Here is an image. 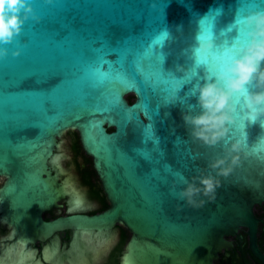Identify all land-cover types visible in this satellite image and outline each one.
<instances>
[{
  "label": "water",
  "instance_id": "1",
  "mask_svg": "<svg viewBox=\"0 0 264 264\" xmlns=\"http://www.w3.org/2000/svg\"><path fill=\"white\" fill-rule=\"evenodd\" d=\"M219 4L221 16L201 20ZM257 7L264 0H36V17L0 58V211L16 232L29 244L64 229L114 238L120 224L131 234L122 256L132 264H215L226 236L256 229L264 160L242 155L202 207L180 200L172 180L204 168L235 139L246 136L251 147L264 136L259 123L238 116L228 136L208 146L191 137L182 116L194 105L193 83L245 42L242 17ZM209 30L218 47L197 64L194 36ZM69 131L91 157L110 205L46 220L68 196L73 209L83 206L62 170L80 178L78 185L84 177L52 164ZM87 195L98 201L90 185ZM85 243L94 251L113 242ZM80 255L73 257L83 261Z\"/></svg>",
  "mask_w": 264,
  "mask_h": 264
},
{
  "label": "clouds",
  "instance_id": "2",
  "mask_svg": "<svg viewBox=\"0 0 264 264\" xmlns=\"http://www.w3.org/2000/svg\"><path fill=\"white\" fill-rule=\"evenodd\" d=\"M223 4L210 7L201 17L209 14L219 17ZM36 0H0V58L8 53L7 44L23 30L24 24L36 17ZM247 39L240 44L227 62L203 79L193 83V104L182 113L185 126L195 140L215 146L229 134L231 126L242 117L250 125L264 127V7H257L242 17ZM170 36V33L166 31ZM193 56L197 64L206 63L218 47L215 35L198 31L194 36ZM181 71H186L180 67ZM255 84L254 88L249 85ZM244 139L227 143L222 155L208 161L204 168L191 176L181 174L172 180V190L190 207H202L214 200L221 177L230 175L244 157L255 156L264 160V136L249 147ZM58 157H53L56 163ZM207 198V200L205 199ZM2 202V201H0ZM122 264H132L125 253Z\"/></svg>",
  "mask_w": 264,
  "mask_h": 264
},
{
  "label": "flooded vegetation",
  "instance_id": "3",
  "mask_svg": "<svg viewBox=\"0 0 264 264\" xmlns=\"http://www.w3.org/2000/svg\"><path fill=\"white\" fill-rule=\"evenodd\" d=\"M76 145V143L73 144V150H75L77 153L83 154L85 158V163L81 167V171L84 173L85 182L84 184L82 183V185H78L80 178L76 177V175L72 176L69 170L66 171L63 169V167L62 169L64 171L62 170V173L63 176H66V178H70L72 182V189L76 188L78 192H81L79 194L82 196L83 206L79 209H73L69 203L70 196H68L63 200L62 207L54 208L44 213V218L46 220H51L62 215L70 214L72 210H83L88 214H96L105 210L110 205L109 200L102 188L101 181L93 167L91 157H89L83 151L81 143V149L79 152L76 149ZM63 176L62 178L65 180V176ZM0 177L3 178V182L0 185L1 187L5 182V177ZM88 185L92 186L95 194L98 196H96L98 201L91 200L88 197ZM254 216L257 221L256 229L251 228L250 225L242 226L236 233L226 236L228 244L219 253V257L215 261V264H264V201L254 206ZM113 233L115 235L114 242H118V245L115 249L114 264H122L124 246L131 234L123 225L120 224L116 226ZM88 235H90V233H88ZM23 237L25 236H23L21 233H17L13 225L5 218V216L1 214L0 211V261H4V263L0 264H8V252L11 251V248L16 246L19 248L20 252L27 251L26 258L23 259L22 264H57L58 262H61L62 264H74L72 260L74 256L73 251H75L74 248H72V242H74L76 239L74 230H60L45 240L37 239L31 244H29L28 241ZM95 237L96 239L94 242L101 244L102 240H98V235H95ZM114 242L111 243V246L114 244ZM53 246H58L59 251L53 257L50 256L47 258L45 255L46 250ZM91 252H93V248H91ZM101 257L102 254L98 257L93 255V259L91 261L87 255H80V259H83V261L77 259L76 263L102 264L103 262H108L106 257L103 259Z\"/></svg>",
  "mask_w": 264,
  "mask_h": 264
},
{
  "label": "bare ground",
  "instance_id": "4",
  "mask_svg": "<svg viewBox=\"0 0 264 264\" xmlns=\"http://www.w3.org/2000/svg\"><path fill=\"white\" fill-rule=\"evenodd\" d=\"M64 154H66V152H64V151L62 152L61 151V152H59L55 156V157H58V159H57L56 163H53V161H52L53 167H56V168L61 167L60 160H61V158H62V156ZM76 237L77 238L75 239V246L78 247V248H80V250L78 248L75 249V251H73V255H75L77 252H80V253L83 252L92 261L93 255L95 257H98V256H100L102 254L103 251L104 252L106 251V248L105 247H103L102 249H98L97 248V250H94L93 252H91V250L89 248H86L85 240H89V241H92L93 242L96 239V237H95L94 234L88 235L87 233H84V234L78 233V235H76ZM97 238H98L99 241L100 240L109 241V238H110V242H114L113 241L114 240L113 236H109L107 234H100ZM104 248H105V250H104ZM10 250L11 251L8 252V255H9L8 260H7L8 261V264H22L23 259L26 258L27 251L26 252L25 251L24 252H20L19 251V248L17 246L11 248ZM58 251H59L58 246H53V247H50V248H48L46 250V254L45 255H46L47 258L50 257V256L53 257ZM19 255H20V258H19ZM72 260H73L74 264H77L76 263L77 262V258H74L73 257ZM0 263H4V261H0ZM57 264H62V263L61 262H58Z\"/></svg>",
  "mask_w": 264,
  "mask_h": 264
},
{
  "label": "rangeland",
  "instance_id": "5",
  "mask_svg": "<svg viewBox=\"0 0 264 264\" xmlns=\"http://www.w3.org/2000/svg\"><path fill=\"white\" fill-rule=\"evenodd\" d=\"M76 137L79 140V136L77 132L69 131L62 139V141H64V145L61 147L62 151L64 152L66 151L67 153L62 156L60 162H61V167H74L84 177V173L81 171V167L85 163L84 155L77 153L75 150H73L74 149L73 144L75 143ZM2 182H3V178L0 177V185L2 184ZM117 243L114 242V244L110 248H107L105 252L103 251L101 258L103 259L104 257H106V260H108V262H105V263L103 262L102 264H114L115 263L114 257H115V249L118 245Z\"/></svg>",
  "mask_w": 264,
  "mask_h": 264
},
{
  "label": "trees",
  "instance_id": "6",
  "mask_svg": "<svg viewBox=\"0 0 264 264\" xmlns=\"http://www.w3.org/2000/svg\"><path fill=\"white\" fill-rule=\"evenodd\" d=\"M129 98H130L131 101L133 100V96H130ZM75 143L77 144L76 145V149L79 152L81 148H80V143H79V140L77 139V137H76V142Z\"/></svg>",
  "mask_w": 264,
  "mask_h": 264
},
{
  "label": "snow or ice",
  "instance_id": "7",
  "mask_svg": "<svg viewBox=\"0 0 264 264\" xmlns=\"http://www.w3.org/2000/svg\"><path fill=\"white\" fill-rule=\"evenodd\" d=\"M201 23H203V21H202ZM107 63H108L109 65H111L112 62H111V61H107ZM69 83L72 85V82H69ZM52 102H53L54 104L56 103V101H55L54 99L52 100Z\"/></svg>",
  "mask_w": 264,
  "mask_h": 264
}]
</instances>
